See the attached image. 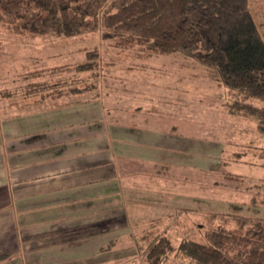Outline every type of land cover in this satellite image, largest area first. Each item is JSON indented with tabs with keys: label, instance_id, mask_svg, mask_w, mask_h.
<instances>
[{
	"label": "crops",
	"instance_id": "0c3cea01",
	"mask_svg": "<svg viewBox=\"0 0 264 264\" xmlns=\"http://www.w3.org/2000/svg\"><path fill=\"white\" fill-rule=\"evenodd\" d=\"M87 34L32 37V42H41L34 47L39 53L31 57L43 65L0 76L5 81L12 73H26L21 76L29 79L25 85H55L16 102L11 99L19 95L18 86H13L17 93L0 88V264L81 263L104 243H99V232L111 233L106 242L121 228L131 235L132 224L140 219H134L137 210L152 204L145 198L149 192L161 200L170 194L174 213L163 216L166 233L170 221L184 227L180 217L198 215L197 205L184 202L198 195L182 190L186 175L178 174L185 152L195 143L178 124L183 99H157L147 92L140 102L145 79L135 69L146 66L130 61L138 51L108 42L91 47ZM41 45L50 49L41 50ZM94 49L98 62L89 66ZM143 102L155 104L154 111ZM243 139L238 145L248 146ZM214 149L205 156L210 160L201 159L209 163L207 169L214 167ZM244 156L237 151L226 160L254 163ZM159 168L173 171L158 176L154 172ZM225 173L238 174L224 171L223 177Z\"/></svg>",
	"mask_w": 264,
	"mask_h": 264
},
{
	"label": "trees",
	"instance_id": "16d2710c",
	"mask_svg": "<svg viewBox=\"0 0 264 264\" xmlns=\"http://www.w3.org/2000/svg\"><path fill=\"white\" fill-rule=\"evenodd\" d=\"M0 24L31 37L100 31L119 49L180 53L204 65L226 88V112L254 119L264 134V41L248 0H0ZM30 87L27 94L55 85L40 81ZM165 222L163 216L151 217L141 228L136 242L144 264H161L175 247L195 264H264V218L254 220L247 236L218 221L203 240L184 237L191 229L185 223L177 246Z\"/></svg>",
	"mask_w": 264,
	"mask_h": 264
},
{
	"label": "rangeland",
	"instance_id": "374dc122",
	"mask_svg": "<svg viewBox=\"0 0 264 264\" xmlns=\"http://www.w3.org/2000/svg\"><path fill=\"white\" fill-rule=\"evenodd\" d=\"M248 8L264 41V0H248ZM87 35L93 42L91 47L94 45L102 46L103 43L107 42L101 36L100 31ZM31 38L27 35L23 37L16 34L0 24V76L15 69H34L43 65L44 62L31 57L39 53V51L34 50V47H37V43L41 41L37 38V43L32 42ZM15 39L19 40L15 41ZM39 48L41 50L50 49L47 45H41ZM129 50L134 52V49ZM96 51V49L89 51V66L97 64ZM137 54L130 61L146 66L145 69L140 67L135 69L138 74H143V79L146 81L144 84L147 90L145 89V92L141 90L140 102L147 95V92L152 98L157 99L178 98L180 101L183 99V110L179 109L180 122L178 124L188 135V138L195 142L193 146H190L193 148L185 152L187 156L184 157L183 166L178 171V174L186 175L182 190L185 192L192 190L193 192L190 194L198 195L193 199L184 200L185 203L197 205L199 209V211L197 210L198 215L188 216L192 218H179L180 223L185 222L191 226V229L184 232L186 233L184 237L203 240L206 229L213 227L218 221H225L239 236H247V230L253 225L254 220L264 218V134L257 131L254 119L226 112L224 108L226 88L221 82L208 75L210 71L204 65L192 58L184 57L180 53L138 52ZM24 75L27 74L12 73L7 76V80L0 81L1 91L8 86L7 88H13L15 93L13 86H18L19 95L11 99L12 102H16V98L27 94L28 90H32L29 83L25 85L29 79L21 78ZM80 84L77 83V85ZM143 104L146 109L152 108L153 111L156 107L155 104L152 107L146 102ZM177 106L179 107V105ZM229 119L232 122H229ZM243 137L248 140V146L240 147L238 142L240 139L244 140ZM212 146L215 148L213 150V157L216 154L213 159L215 164H213L212 169H207L209 163L201 159L209 157L205 156L212 149ZM245 148L255 150V155L251 156V153H245L251 151L245 150ZM237 151H243L245 159H253L254 163L235 164L226 160L227 156L236 154ZM169 155L173 154H163L162 157ZM210 158L208 159L210 160ZM168 171L172 173L173 169L159 168L154 173L160 176ZM224 171L242 174L244 180H231L226 176L223 177ZM166 189L161 192H167ZM149 194L150 192L146 193L145 198H149L148 200L152 204L148 203V208L137 210L138 216L134 219L136 221L138 218L140 219L136 225L135 223L132 224L131 235L128 228H121L114 238L106 242L105 240L111 236V233L99 232V243H104L99 246L98 252H94L93 256L85 258L81 263L74 261L72 264H96L91 263L95 258L99 259L97 264H144L143 249L139 248L135 241L140 230H142L141 228L147 225L146 221L151 217H166L167 214L174 213L169 207L170 202H172L168 200L170 194H165L164 200L159 199L158 193ZM137 198L144 200V194H138ZM161 201L166 202L162 203ZM224 208L226 209L224 210ZM216 211L225 213L220 214ZM128 213L130 214L129 211ZM130 221L133 222L132 218ZM140 221L145 222L140 223ZM170 223L167 225L169 231H167V235L172 238L174 246H177L181 239L183 226H174ZM241 238L242 240L247 239ZM161 264L195 263L175 247L173 251L167 252V256Z\"/></svg>",
	"mask_w": 264,
	"mask_h": 264
}]
</instances>
